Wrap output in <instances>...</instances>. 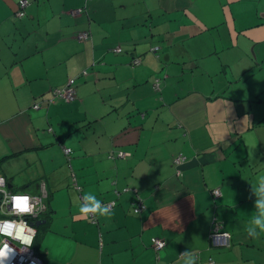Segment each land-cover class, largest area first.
<instances>
[{"label":"crops","instance_id":"1","mask_svg":"<svg viewBox=\"0 0 264 264\" xmlns=\"http://www.w3.org/2000/svg\"><path fill=\"white\" fill-rule=\"evenodd\" d=\"M19 1L0 0V175L14 192L35 195L44 184L42 264H183L188 250L196 264H264V231H246L259 215L252 179L264 117L256 121L249 100L223 95L211 73L226 67L208 38L216 32L219 41L225 24L230 41L245 35L247 49L231 41L232 51L253 66L242 74L255 68L253 23L239 27L231 10L255 0H27L21 18ZM249 14L255 23L261 16ZM81 32L90 38L77 40ZM69 83L73 102L45 105L50 90ZM259 129L256 142L249 131ZM117 150L131 156L109 159ZM87 193L116 201L111 214L80 215ZM215 217L231 234L229 249L209 244ZM153 238L165 242L158 255Z\"/></svg>","mask_w":264,"mask_h":264},{"label":"rangeland","instance_id":"2","mask_svg":"<svg viewBox=\"0 0 264 264\" xmlns=\"http://www.w3.org/2000/svg\"><path fill=\"white\" fill-rule=\"evenodd\" d=\"M252 10L255 8L259 9V20L257 23L255 19H250ZM231 10L234 15L238 17L237 23L239 27L245 28V24L248 22H252L253 25L246 31L249 33L246 38L248 40L250 38L254 39V46L250 48L248 52L249 56L253 58V63L256 65L255 68H252L251 71H246L245 74H242L247 68L253 67L251 64L245 63L241 60L240 54H238V50L235 46V50L232 51V44L239 45L243 49H247V45L243 40V36L245 35H235L234 38H229L227 32V26L223 25L219 31H221V38L219 41V35L214 32L208 38H216V52H214V56H218L219 59L224 63L226 67V73L220 71V66L212 70L211 75L214 78L219 80L218 83H221V90L223 91V95L226 97L234 96L242 99H247L250 101L251 106L253 107L254 116L256 117V121L262 119L264 117V0H255L253 3L243 2L237 3L231 6ZM255 23V24H254ZM250 24V23H249ZM250 31V32H248ZM238 36H240L238 38ZM260 41V42H258ZM213 55L208 56V61L214 60ZM257 60V63L256 61ZM215 61V60H214ZM218 62V61H215ZM220 90V89H218ZM247 114H243L238 118L239 128L244 129V125L241 124L242 121L247 119ZM260 117V118H259ZM262 130L259 129L257 131H249L254 141L258 142L262 136ZM259 137V139H258ZM243 139H248V136H243ZM260 154L262 155V159L258 165H256L255 177L252 179L253 188H257L259 186V180L261 177H264V148H261ZM249 153V152H248ZM252 156L259 154L258 151L251 152ZM251 164V162H249ZM243 171L247 177L248 173L251 172L250 166L247 164H243ZM252 195V194H251ZM250 196V195H249Z\"/></svg>","mask_w":264,"mask_h":264},{"label":"built area","instance_id":"3","mask_svg":"<svg viewBox=\"0 0 264 264\" xmlns=\"http://www.w3.org/2000/svg\"><path fill=\"white\" fill-rule=\"evenodd\" d=\"M28 1L27 0H20L18 4V9L15 13V15L19 18L23 17L25 15L24 9L27 6ZM81 10H77L72 12V14L80 13ZM77 39L79 41H86L89 39V33L82 32L77 35ZM115 52H120V48H115ZM137 60H134L133 63H137ZM85 74V72H84ZM155 88L158 89V86L155 84ZM75 89L71 86V83L67 84L63 88L54 89L50 92V97L46 100L45 104H54L57 101H63V102H70L75 99ZM40 102H36L32 105L33 109H39ZM67 153L68 150H65ZM127 154L125 153H119V156L125 157ZM185 158L181 155L177 156L174 159V164L176 167H179L184 162ZM176 174H179V170H176ZM3 178V183H0V221L3 220H16V221H26L29 227H32L35 229L34 238L32 241V244L30 247H25L20 243L18 240H13L8 237L0 236V240H7L9 243V246L15 249V256L8 261V264H42L41 259L37 256L35 253V250L33 248V242L35 239V236L37 234V228L36 222L40 221L42 216L45 214L46 211V191L44 188V184H40L38 189L39 193L35 195H31L28 193L23 192H14L8 187V181L5 177L1 176ZM26 195L29 197V205L31 208V211L29 212H20L18 209H14L11 211V204H8V198L12 195ZM213 198H217L220 196L219 189H215L212 191ZM110 209L113 207L114 203H109ZM144 206L142 202L138 201L133 209L135 214H139L143 210ZM8 210V211H7ZM93 215H90L92 218ZM210 241L213 246L215 247H221V248H228L231 245L232 237L229 232H226L222 230L221 225L215 220V218L212 220V228L209 235ZM151 246L153 250L155 251L156 255L159 254V251H161L164 246L165 242L163 240L153 238L151 240ZM25 249L24 251H21ZM212 263L211 261L209 262Z\"/></svg>","mask_w":264,"mask_h":264},{"label":"clouds","instance_id":"4","mask_svg":"<svg viewBox=\"0 0 264 264\" xmlns=\"http://www.w3.org/2000/svg\"><path fill=\"white\" fill-rule=\"evenodd\" d=\"M3 178L0 177V183H3ZM253 193L258 197L255 202V208L259 215H254L251 220L253 227H247L246 231L252 238H256L260 231H264V177L259 180V186L252 189ZM8 204H11V211L18 209L20 212L31 211L29 205V197L26 195H12L8 198ZM79 213L84 217L89 215L107 216L111 214L110 206L103 204L96 196L87 193L82 197V202L79 206ZM35 229L29 227L26 221L20 220H3L0 221V236L8 237L13 240H18L25 247H30L34 238ZM25 249L21 250L24 251ZM15 249L9 246L7 240H0V264H8L15 256ZM183 264H196L197 257L191 251H185L180 254Z\"/></svg>","mask_w":264,"mask_h":264},{"label":"trees","instance_id":"5","mask_svg":"<svg viewBox=\"0 0 264 264\" xmlns=\"http://www.w3.org/2000/svg\"><path fill=\"white\" fill-rule=\"evenodd\" d=\"M82 33V32H81ZM77 38V37H76ZM89 38H90V36H89ZM78 40V39H77ZM88 40V39H87ZM81 42H83V41H81ZM117 48V47H116ZM114 49L115 48H113V51H114ZM151 51H153V52H156L157 51V48L155 47V48H153ZM115 52V51H114ZM120 52H121V49H120ZM116 53H119V52H116ZM134 60H137L138 62L137 63H139V59H134ZM133 60V61H134ZM133 63V62H132ZM137 63H133V64H137ZM84 73V72H83ZM86 73V72H85ZM159 81H160V79H155V81H154V83H153V88L155 89V90H159ZM155 84L158 86V89H156L155 88ZM52 90H54V89H52ZM52 90H50V92L52 91ZM75 93H76V90H75ZM49 97H47V98H44V99H42V101L43 102H46V100L48 99ZM75 99H76V94H75ZM74 99V100H75ZM74 100H72V101H70V102H64V103H71V102H73ZM58 102V101H57ZM60 102H63V101H60ZM36 103V102H35ZM56 103V102H55ZM54 103V104H55ZM34 104V103H33ZM32 104V105H33ZM46 106H50V105H52V104H45ZM31 108H32V106H31ZM64 152H65V149H64ZM66 153V152H65ZM69 153V150H68V152L66 153V154H68ZM119 153H125V154H127L125 157H121V156H119ZM107 156H108V158L109 159H127L128 157H130L131 156V154L130 153H127V152H123V151H121V150H117V151H114V152H109L108 154H107ZM118 193L119 192H117V190H115V195L117 196L118 195ZM138 201H140V202H142L139 198H137L133 203H132V206H131V208H132V212H133V214H135L134 213V211H133V209H134V207H135V205H136V203L138 202ZM45 203H46V211H45V214L42 216V218H41V220H45L46 222H48V219H49V217H50V213H49V208H48V197H47V194H46V199H45ZM109 203H114V205H113V207L116 205V201H110V202H106V204L108 205ZM142 204H143V206H144V203L142 202ZM112 207V208H113ZM111 208V209H112ZM144 209H145V206H144V208H143V210L141 211V212H143L144 211ZM140 212V213H141ZM139 213V214H140ZM138 215V214H137ZM89 219L91 220V221H94V217L92 216V218L90 217V215H89ZM215 220L221 225V227H222V230H224V231H226V232H228L227 230H225L224 229V226H223V224L221 223V222H219V220H217V218L215 217ZM44 226V225H43ZM43 226L41 227V228H43ZM211 228H212V223H211V225H210V228H209V233H208V240H209V244H210V246H212V247H214V248H220V249H229L230 247H231V245H232V241H231V245H230V247H228V248H221V247H215V246H213L212 245V243H211V241H210V238H209V235H210V231H211ZM230 233V232H229ZM39 236H40V233H39V231H38V228H37V234H36V236H35V239H34V242H33V248H34V250H35V253L37 254V256L40 258V256H41V254H42V251L38 248V240H39ZM195 256H197V259H198V254H195ZM41 259V258H40ZM42 261V260H41ZM212 262L211 264H213L214 263V261H213V259L212 258H208L207 259V262H208V264H210L209 262Z\"/></svg>","mask_w":264,"mask_h":264},{"label":"water","instance_id":"6","mask_svg":"<svg viewBox=\"0 0 264 264\" xmlns=\"http://www.w3.org/2000/svg\"><path fill=\"white\" fill-rule=\"evenodd\" d=\"M42 222V220L36 222V226H39Z\"/></svg>","mask_w":264,"mask_h":264}]
</instances>
